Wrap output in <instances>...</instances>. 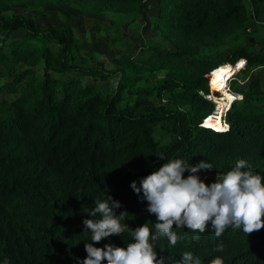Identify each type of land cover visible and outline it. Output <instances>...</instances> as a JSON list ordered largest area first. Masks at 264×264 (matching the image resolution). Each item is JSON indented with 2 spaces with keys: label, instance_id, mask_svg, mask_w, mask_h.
<instances>
[{
  "label": "trees",
  "instance_id": "1",
  "mask_svg": "<svg viewBox=\"0 0 264 264\" xmlns=\"http://www.w3.org/2000/svg\"><path fill=\"white\" fill-rule=\"evenodd\" d=\"M17 9L141 14L143 30L159 32L171 48L141 44L139 56L123 54L110 70L89 66L71 28L44 29L31 17L8 15ZM239 39L249 45L234 44ZM0 41V95H13L0 101V264H80L91 242L85 212L108 194L121 204L117 215L128 212L129 227L147 222L155 232L156 217L131 183L139 186L169 159L209 162L214 168L198 173L207 178L243 159L264 177V79L231 86L229 97L239 101L211 97L212 117L206 99L208 81L224 88L219 69L231 77L242 67L264 70V0H0ZM112 79L115 88L102 93L98 83ZM173 231L181 237L175 245L165 236L155 242L166 264L185 251L201 264L217 256L225 264H264V228L247 235L229 227L220 237L210 224L202 234ZM129 232L94 246L126 247ZM221 243L225 250L214 251Z\"/></svg>",
  "mask_w": 264,
  "mask_h": 264
},
{
  "label": "clouds",
  "instance_id": "2",
  "mask_svg": "<svg viewBox=\"0 0 264 264\" xmlns=\"http://www.w3.org/2000/svg\"><path fill=\"white\" fill-rule=\"evenodd\" d=\"M161 159L164 158L161 156ZM213 168L204 160L191 165L189 159H169L143 177L139 186L136 181L131 183V188L138 195L142 192V199L148 202L147 211L156 217L155 232L147 222L135 229L129 227L125 223L128 212L117 215L116 209L121 204L111 195L97 199L96 206L85 212L92 217L83 220L84 232H91V242L85 243L87 257L80 264H104L105 261L106 264H166L165 258L155 250V242L165 236L175 245L181 237L173 231L174 227L202 234L210 224L216 237L229 227L242 229L247 235L264 228V177L241 159L224 175L216 176L214 182L207 184L198 173ZM186 172L189 174L185 177ZM97 215L100 218L94 219ZM126 232L133 240L126 247L111 243L94 246L105 238ZM193 239L199 240L200 236L193 235ZM224 250L223 243L214 249ZM3 264L10 262L5 259ZM177 264H201V261L191 251H185ZM210 264H225V261L217 256Z\"/></svg>",
  "mask_w": 264,
  "mask_h": 264
},
{
  "label": "rangeland",
  "instance_id": "3",
  "mask_svg": "<svg viewBox=\"0 0 264 264\" xmlns=\"http://www.w3.org/2000/svg\"><path fill=\"white\" fill-rule=\"evenodd\" d=\"M20 14L24 16L31 17L35 23L41 28H65L69 27L73 30L77 44L80 47L81 55L88 59V65L94 66L95 62H101L104 64L107 70L112 68L113 61L119 59L121 55L125 54L129 57H137L141 53V44L151 45L158 43L166 48H171V44L164 41L159 32L152 29L143 30L145 25V19L142 18L141 14H136L134 17L127 16L121 18H114L103 13H84L77 17H66L55 12H49L47 14H42L38 10H21L17 9L8 15ZM147 19L153 22L157 17V11L150 7L145 10ZM252 30H261L259 27H248ZM21 33H16L13 38H20ZM233 43L229 42V47ZM234 44L249 45V42L243 39L236 40ZM0 45L2 42L0 41ZM227 46V47H228ZM218 49V51L223 50ZM215 52H210L211 56H214ZM228 71V78L224 82V88L222 90L212 89L209 85V95L206 96L214 106V116L217 112V105L214 100L209 99V96L217 100H228L229 88L231 86H236L237 88H245L250 80L256 78L264 79V70L259 68L256 70L244 71L242 69L233 74L231 77L230 71ZM220 77V76H219ZM218 81V79H217ZM223 82V81H222ZM116 80L112 79L108 82L98 83V87L102 93L111 92L115 88ZM231 92V91H230ZM13 95L6 94L0 95V101L4 98H12ZM241 95L238 96L235 101H239ZM224 103V101L222 102ZM209 124V122H208ZM214 129V128H213ZM216 179V176H210L206 179L207 184H211Z\"/></svg>",
  "mask_w": 264,
  "mask_h": 264
},
{
  "label": "bare ground",
  "instance_id": "4",
  "mask_svg": "<svg viewBox=\"0 0 264 264\" xmlns=\"http://www.w3.org/2000/svg\"><path fill=\"white\" fill-rule=\"evenodd\" d=\"M220 76V77H219ZM218 76V82H222V81H225L227 78H228V74L226 73V72H224L223 74H220ZM211 97L209 96V99H210ZM209 122V121H208Z\"/></svg>",
  "mask_w": 264,
  "mask_h": 264
},
{
  "label": "snow or ice",
  "instance_id": "5",
  "mask_svg": "<svg viewBox=\"0 0 264 264\" xmlns=\"http://www.w3.org/2000/svg\"><path fill=\"white\" fill-rule=\"evenodd\" d=\"M243 64V62H241V65ZM241 65H238L237 67H239V66H241ZM221 74H223L225 71H226V69H219L218 70ZM215 75V74H214ZM221 87H223V85H221ZM229 99L231 100V99H235L234 97H229ZM206 126H208V127H212V125H207L206 124ZM217 131H219L220 129H216Z\"/></svg>",
  "mask_w": 264,
  "mask_h": 264
},
{
  "label": "built area",
  "instance_id": "6",
  "mask_svg": "<svg viewBox=\"0 0 264 264\" xmlns=\"http://www.w3.org/2000/svg\"><path fill=\"white\" fill-rule=\"evenodd\" d=\"M200 178L204 181H206L207 177L206 176H200Z\"/></svg>",
  "mask_w": 264,
  "mask_h": 264
},
{
  "label": "water",
  "instance_id": "7",
  "mask_svg": "<svg viewBox=\"0 0 264 264\" xmlns=\"http://www.w3.org/2000/svg\"><path fill=\"white\" fill-rule=\"evenodd\" d=\"M216 113V112H215Z\"/></svg>",
  "mask_w": 264,
  "mask_h": 264
}]
</instances>
